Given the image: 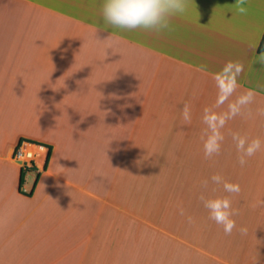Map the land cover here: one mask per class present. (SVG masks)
I'll return each mask as SVG.
<instances>
[{
	"label": "crops",
	"instance_id": "crops-1",
	"mask_svg": "<svg viewBox=\"0 0 264 264\" xmlns=\"http://www.w3.org/2000/svg\"><path fill=\"white\" fill-rule=\"evenodd\" d=\"M51 3L0 0V88L15 59L21 84L33 67L37 77L14 106L0 96V264H264V206L253 208L264 150L241 167L230 135L264 139V65L252 63L264 48L249 47L264 0H247V15L235 0H191L159 34L106 26L103 4ZM229 60L244 63L237 94L257 93L254 118L230 120L221 153L205 159L201 117ZM20 141L34 146L31 165L12 156ZM217 173L241 187L231 235L198 198Z\"/></svg>",
	"mask_w": 264,
	"mask_h": 264
},
{
	"label": "clouds",
	"instance_id": "clouds-1",
	"mask_svg": "<svg viewBox=\"0 0 264 264\" xmlns=\"http://www.w3.org/2000/svg\"><path fill=\"white\" fill-rule=\"evenodd\" d=\"M246 2L247 0H235L232 7L237 14L247 15ZM190 7L191 0H104L101 11L106 26L122 31L142 30L159 34L174 31L172 18L184 16ZM115 43L117 41H112L108 47L112 48ZM258 46L259 41L249 45L253 51ZM257 62L264 65V51L253 57L252 63ZM198 70L206 72V66L200 65ZM243 72V62L229 60L212 76L217 89L216 99L214 104L203 109L201 117L205 126L201 134L205 159H212L221 153L225 141L223 130L230 120L237 116L245 119L254 118L251 106L256 101L257 93L253 89H247L237 94L241 87L239 77ZM255 114L264 116V108H257ZM182 119L185 125L192 122V108L188 103L182 109ZM230 135L237 152V162L241 167H244L257 152L264 150V139L260 137L249 138L239 132H232ZM200 186L202 191L198 198L207 210L208 218L220 225L226 235H231L233 230L237 229L234 217L239 215V210L233 208L231 197L240 193V184L228 181L217 173L202 180ZM216 186L222 187L223 192L228 195H214L217 192ZM258 206H264V200L253 204V208ZM180 214L184 215L182 208ZM188 222L192 223L193 218L189 216ZM238 231L244 236L247 235L248 229L240 227Z\"/></svg>",
	"mask_w": 264,
	"mask_h": 264
},
{
	"label": "rangeland",
	"instance_id": "rangeland-1",
	"mask_svg": "<svg viewBox=\"0 0 264 264\" xmlns=\"http://www.w3.org/2000/svg\"><path fill=\"white\" fill-rule=\"evenodd\" d=\"M36 1L38 2V0H36ZM51 1L52 0H39V2H43L48 6L50 4H52ZM84 1L90 2L91 4H95V5L104 3V0H84ZM45 12H48V11H45ZM3 39H4V37H3ZM29 54H27V55H29ZM19 55L20 54L18 53V58H19ZM6 56H7V54H0V58H2V59L6 58ZM32 57L34 58V56H32ZM21 58H22V60H25V61H23L24 63H29V61H28L29 59H27L26 55H25V57L23 56ZM15 60H13V65H15V68H12L13 69L12 74L9 73V75L5 79L4 87L0 88V96L3 94H6L7 96L4 97V101L6 98L9 99V100H7V104H10V105L12 104V106H14L15 104L18 103L17 97H19L18 94H19L20 88L26 87L29 90H35L36 83H37L36 72H35L34 67H33V71H29L27 79L24 80L21 84V72H20V68H19V63H18V61H15ZM32 60H34V59H32ZM32 64H36V61L33 62ZM252 87H255V86H252ZM1 89H2V92H1ZM9 116H10V114L7 115L6 118H8ZM3 120L0 119V123ZM258 153H261V151Z\"/></svg>",
	"mask_w": 264,
	"mask_h": 264
},
{
	"label": "built area",
	"instance_id": "built-area-1",
	"mask_svg": "<svg viewBox=\"0 0 264 264\" xmlns=\"http://www.w3.org/2000/svg\"><path fill=\"white\" fill-rule=\"evenodd\" d=\"M12 156L17 160H26L29 165L34 161V146L27 141H20L13 149Z\"/></svg>",
	"mask_w": 264,
	"mask_h": 264
},
{
	"label": "trees",
	"instance_id": "trees-1",
	"mask_svg": "<svg viewBox=\"0 0 264 264\" xmlns=\"http://www.w3.org/2000/svg\"><path fill=\"white\" fill-rule=\"evenodd\" d=\"M263 48H264V33H263V36H262L260 44H259V50H261Z\"/></svg>",
	"mask_w": 264,
	"mask_h": 264
}]
</instances>
